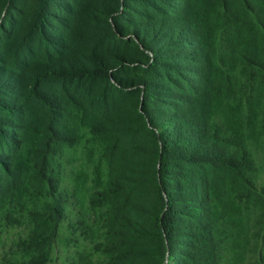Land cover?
I'll return each instance as SVG.
<instances>
[{
  "label": "trees",
  "instance_id": "trees-1",
  "mask_svg": "<svg viewBox=\"0 0 264 264\" xmlns=\"http://www.w3.org/2000/svg\"><path fill=\"white\" fill-rule=\"evenodd\" d=\"M0 240L264 264V0H0Z\"/></svg>",
  "mask_w": 264,
  "mask_h": 264
},
{
  "label": "rangeland",
  "instance_id": "rangeland-1",
  "mask_svg": "<svg viewBox=\"0 0 264 264\" xmlns=\"http://www.w3.org/2000/svg\"><path fill=\"white\" fill-rule=\"evenodd\" d=\"M14 233L15 232H9V234L7 235L9 238H12L14 236ZM4 234H3V239L4 240ZM3 240H0V261H1V258L2 257H5L4 256V251L8 248V246L10 245V242L9 241H5L3 242ZM66 252L63 250V248L60 246V245H57L55 251H54V254L52 255V261L51 263H48V264H65L64 260H65V255Z\"/></svg>",
  "mask_w": 264,
  "mask_h": 264
}]
</instances>
